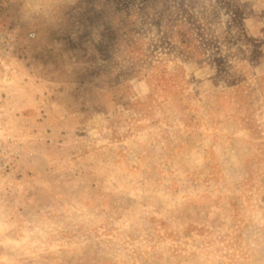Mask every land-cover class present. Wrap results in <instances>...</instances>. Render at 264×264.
<instances>
[{"label": "rangeland", "instance_id": "374dc122", "mask_svg": "<svg viewBox=\"0 0 264 264\" xmlns=\"http://www.w3.org/2000/svg\"><path fill=\"white\" fill-rule=\"evenodd\" d=\"M0 264H264V0H0Z\"/></svg>", "mask_w": 264, "mask_h": 264}, {"label": "built area", "instance_id": "2783aa9c", "mask_svg": "<svg viewBox=\"0 0 264 264\" xmlns=\"http://www.w3.org/2000/svg\"><path fill=\"white\" fill-rule=\"evenodd\" d=\"M7 50H12V46H11V38L10 36L6 35V34H2L0 33V62L2 60V55L5 54V52H7ZM4 72H0V76L3 74ZM7 102H3L0 99V109L1 107H6L7 106Z\"/></svg>", "mask_w": 264, "mask_h": 264}]
</instances>
